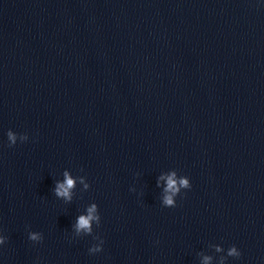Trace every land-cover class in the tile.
<instances>
[{
  "label": "water",
  "instance_id": "obj_1",
  "mask_svg": "<svg viewBox=\"0 0 264 264\" xmlns=\"http://www.w3.org/2000/svg\"><path fill=\"white\" fill-rule=\"evenodd\" d=\"M263 153L257 0H0V264H147Z\"/></svg>",
  "mask_w": 264,
  "mask_h": 264
},
{
  "label": "clouds",
  "instance_id": "obj_2",
  "mask_svg": "<svg viewBox=\"0 0 264 264\" xmlns=\"http://www.w3.org/2000/svg\"><path fill=\"white\" fill-rule=\"evenodd\" d=\"M258 4L264 5V0H257ZM8 145L12 146L16 144L17 137L16 135L8 131L7 132ZM20 141L23 143L28 138L26 136H20ZM160 180L165 182L163 187V197H162V205L164 207H175L176 201L175 197L181 192V189L188 190L191 188L190 180L186 176L177 177L175 172H169L167 175H162L157 180V185L159 186ZM80 182L84 183L83 177L80 178ZM75 180L70 176L68 171L63 173L62 180H56L54 183V187L52 189L53 193L57 198H62L65 201H70L72 199V189L74 187ZM84 187L87 188L88 185L84 183ZM100 221V215L98 211V205L93 202L90 206H88L84 213L78 214L75 217L74 224L72 227L74 228L76 233H91L92 231V223H98ZM28 240L36 243L40 242L43 239V236L39 232H30L28 234ZM6 242V237L0 235V245H4ZM102 243V242H101ZM90 254H95L101 251L100 244H95L89 247L88 249ZM227 254L229 256H233L236 259H239L241 256L240 250L235 246H231L228 249ZM210 258L205 256L204 261L207 264V261Z\"/></svg>",
  "mask_w": 264,
  "mask_h": 264
}]
</instances>
